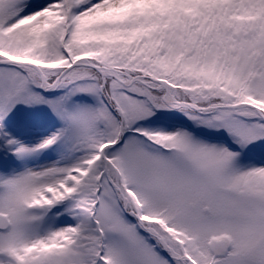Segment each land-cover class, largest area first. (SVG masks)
Wrapping results in <instances>:
<instances>
[{
	"label": "snow or ice",
	"instance_id": "1",
	"mask_svg": "<svg viewBox=\"0 0 264 264\" xmlns=\"http://www.w3.org/2000/svg\"><path fill=\"white\" fill-rule=\"evenodd\" d=\"M0 264H264V0H0Z\"/></svg>",
	"mask_w": 264,
	"mask_h": 264
}]
</instances>
